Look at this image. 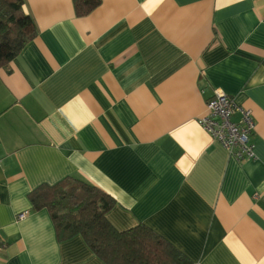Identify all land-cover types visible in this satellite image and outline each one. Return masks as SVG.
Returning <instances> with one entry per match:
<instances>
[{"label":"crops","instance_id":"0c3cea01","mask_svg":"<svg viewBox=\"0 0 264 264\" xmlns=\"http://www.w3.org/2000/svg\"><path fill=\"white\" fill-rule=\"evenodd\" d=\"M23 3L35 35L0 68V264H105L31 207L66 176L192 264H264V0ZM214 89L250 110L253 158L198 124Z\"/></svg>","mask_w":264,"mask_h":264},{"label":"trees","instance_id":"16d2710c","mask_svg":"<svg viewBox=\"0 0 264 264\" xmlns=\"http://www.w3.org/2000/svg\"><path fill=\"white\" fill-rule=\"evenodd\" d=\"M76 16H85L100 0H72ZM23 0H0V68L7 67L35 35ZM34 210L46 209L56 238L80 235L105 264H192L181 252L144 224L118 231L107 220L115 200L98 186L66 176L40 184L28 194Z\"/></svg>","mask_w":264,"mask_h":264},{"label":"built area","instance_id":"2783aa9c","mask_svg":"<svg viewBox=\"0 0 264 264\" xmlns=\"http://www.w3.org/2000/svg\"><path fill=\"white\" fill-rule=\"evenodd\" d=\"M205 106L206 112L197 119L198 124L236 160L253 158L250 136L254 130V120L250 110L239 107L231 96L218 89L213 90ZM236 114L239 115L237 121L233 119ZM26 214V210L19 212L17 219H22ZM2 247L0 238V250Z\"/></svg>","mask_w":264,"mask_h":264}]
</instances>
